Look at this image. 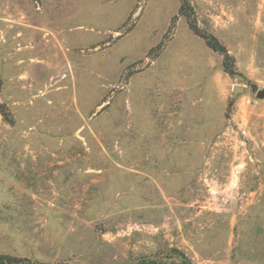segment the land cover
<instances>
[{"label":"rangeland","instance_id":"1","mask_svg":"<svg viewBox=\"0 0 264 264\" xmlns=\"http://www.w3.org/2000/svg\"><path fill=\"white\" fill-rule=\"evenodd\" d=\"M186 2L0 0V257L264 264V0Z\"/></svg>","mask_w":264,"mask_h":264},{"label":"trees","instance_id":"2","mask_svg":"<svg viewBox=\"0 0 264 264\" xmlns=\"http://www.w3.org/2000/svg\"><path fill=\"white\" fill-rule=\"evenodd\" d=\"M180 1V13H182L184 11V8L185 6L187 5L186 3V0H179ZM190 28L192 29V31L196 34V35H199V32H198V29L196 28V26L194 25H191L190 24ZM205 42H206V45L213 51H216V52H219L220 54H222L224 56V70L232 75L234 73V68H233V61H232V58H230L226 52V50L220 46L218 44V42L215 40V38L213 37H203L201 36ZM18 263H21V261L19 260H10L8 258H2L0 257V264H18Z\"/></svg>","mask_w":264,"mask_h":264},{"label":"water","instance_id":"3","mask_svg":"<svg viewBox=\"0 0 264 264\" xmlns=\"http://www.w3.org/2000/svg\"><path fill=\"white\" fill-rule=\"evenodd\" d=\"M233 98H236L239 95H242L244 93V87L242 86H234L233 89ZM257 99L264 100V90H260L256 93Z\"/></svg>","mask_w":264,"mask_h":264}]
</instances>
